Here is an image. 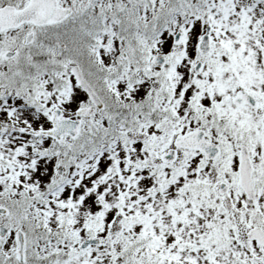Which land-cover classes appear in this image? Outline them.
<instances>
[{
	"label": "snow or ice",
	"instance_id": "6c2138e0",
	"mask_svg": "<svg viewBox=\"0 0 264 264\" xmlns=\"http://www.w3.org/2000/svg\"><path fill=\"white\" fill-rule=\"evenodd\" d=\"M0 264H264V0H0Z\"/></svg>",
	"mask_w": 264,
	"mask_h": 264
}]
</instances>
